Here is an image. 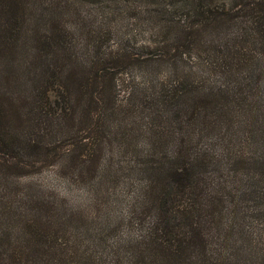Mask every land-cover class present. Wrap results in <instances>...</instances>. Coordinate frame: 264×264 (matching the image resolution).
Listing matches in <instances>:
<instances>
[{
    "label": "rangeland",
    "instance_id": "374dc122",
    "mask_svg": "<svg viewBox=\"0 0 264 264\" xmlns=\"http://www.w3.org/2000/svg\"><path fill=\"white\" fill-rule=\"evenodd\" d=\"M227 1L36 0L54 32L69 34L88 64L101 67L107 54L118 55L113 98L126 117L119 128H105L109 134L117 128L114 157L120 147L209 143L216 147L209 149L233 150L244 159L262 152L264 65L258 60L264 47L255 45L257 34L251 30L256 26L263 33L264 18L244 6L232 9ZM258 20L259 25L252 23ZM238 26L250 33L236 40ZM77 70L80 86L84 69ZM49 94L53 99L55 90ZM187 118L205 123L210 133L182 139ZM249 136L260 138L251 144ZM13 171L9 182L0 181V243L7 254L20 248L33 264H198L185 256L156 262L137 258L134 249L143 248L153 216L132 221L130 200L111 213L92 199L87 186L76 185L71 174L63 178L64 170L56 166ZM245 233L249 245L263 249L248 263L264 264V222L247 220Z\"/></svg>",
    "mask_w": 264,
    "mask_h": 264
},
{
    "label": "trees",
    "instance_id": "16d2710c",
    "mask_svg": "<svg viewBox=\"0 0 264 264\" xmlns=\"http://www.w3.org/2000/svg\"><path fill=\"white\" fill-rule=\"evenodd\" d=\"M228 4L264 18V0ZM44 13L36 0H0V181L9 182L8 174L19 168L56 166L64 170L63 178L71 174L76 185L87 186L92 199L111 213L130 200L126 206L132 221L143 223L153 216L143 248L134 249L137 258L156 262L185 256L198 264H252L248 262L263 249L249 245L245 224L249 219L264 222V149L258 157L244 159L233 150L209 149L215 147L211 143L172 149L151 145L145 150L120 147L114 157L117 128L112 134L105 128H119L126 117L113 98L118 55L107 54L101 67L88 64L69 34L54 32ZM251 32L257 34L255 45L264 47V32L256 26ZM249 33L238 26L232 36L238 40ZM258 62L264 65V50ZM77 66L84 69L80 86L75 84ZM185 122L184 140L210 133L201 121ZM260 137L264 143V132ZM260 137L249 136L251 144ZM4 248L0 243V264H33L20 248L11 254Z\"/></svg>",
    "mask_w": 264,
    "mask_h": 264
}]
</instances>
